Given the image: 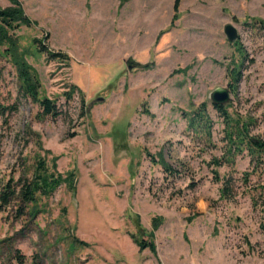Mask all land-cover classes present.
Returning a JSON list of instances; mask_svg holds the SVG:
<instances>
[{"label": "rangeland", "instance_id": "obj_1", "mask_svg": "<svg viewBox=\"0 0 264 264\" xmlns=\"http://www.w3.org/2000/svg\"><path fill=\"white\" fill-rule=\"evenodd\" d=\"M17 1L35 23L14 32L17 51L61 113L41 116L2 46L0 103L14 110L0 117V196L30 180L38 160L61 181L34 203L0 201V264L16 254L26 264H264V172L244 183L247 152L226 162L211 101L227 89L223 106L254 119L250 134L264 140V30L252 25L264 0ZM129 59L143 67L129 72ZM202 104L210 138L188 128ZM138 232L152 235L154 253L132 241Z\"/></svg>", "mask_w": 264, "mask_h": 264}, {"label": "trees", "instance_id": "obj_2", "mask_svg": "<svg viewBox=\"0 0 264 264\" xmlns=\"http://www.w3.org/2000/svg\"><path fill=\"white\" fill-rule=\"evenodd\" d=\"M9 1L12 4L11 7L5 9L0 8V48L5 46L2 53L9 58L12 66L15 68L20 83L19 88L23 95L38 105L42 117L56 119L61 112L55 102L48 98H40V84L33 74L31 67L25 61L23 55L17 51L18 49L13 39L14 32L21 26L29 27L35 23L25 15L20 3L17 0ZM174 11L175 14L173 22L177 19V1L174 5ZM252 25L253 27H259L264 30V20L255 19ZM36 44L37 51L39 53H45L52 58L62 57L61 54H52L48 52L43 42L36 41ZM241 63H236L233 65L232 69H229L231 77L229 87L231 88H234V85L238 81V71L241 67ZM71 90L72 92L76 91V86H72ZM77 92L80 93L79 90H77ZM66 95L71 97L70 94ZM213 108L222 119L224 126L223 139L225 141V152L223 157H225L226 162L232 163L237 156L243 154L244 152H247V155L250 157V163L253 165V169L251 172H245L243 174L242 180L246 183L251 175L258 173L260 168L264 172V140L255 138L250 134L251 127H254L256 121L252 118H248L246 120L240 118L235 119L228 112L227 107L222 105L213 104ZM13 110V106H5L0 103V117H5L6 114L11 113ZM186 119L188 128L192 129L195 133L201 132L204 136L210 138L213 122L207 113L205 104L200 105L198 109L186 116ZM214 163L219 166L221 165L222 160L217 159ZM162 166L166 174L170 176L175 174V171L167 163L164 162ZM60 181V175L54 174V172L49 173L45 167V163L42 160H38L36 170L32 174V178L30 180H20L19 190L7 189V191L0 196V201L3 206L8 205L13 197L20 199V201L25 204L34 203L37 195H50L56 186L60 184ZM229 185L228 181L224 182L223 187L221 188L223 197L229 193ZM8 187L9 186H7V188ZM158 221L160 220L157 218L152 220L153 229H157L159 225ZM144 235L147 236L148 240L143 239L145 238ZM144 235L138 232L135 236H131V239L139 247L140 251L149 248L154 253V244L150 239L152 235ZM13 259L14 264H26L23 256L20 254L13 256Z\"/></svg>", "mask_w": 264, "mask_h": 264}, {"label": "water", "instance_id": "obj_3", "mask_svg": "<svg viewBox=\"0 0 264 264\" xmlns=\"http://www.w3.org/2000/svg\"><path fill=\"white\" fill-rule=\"evenodd\" d=\"M234 23L238 22L237 18L233 19ZM223 33L226 37V39L228 40V42L230 43H234L238 40L239 34L237 29L235 28L234 25L232 24H226L223 28ZM143 65L132 60L129 59L126 62V68L127 70L130 72L134 69H139L142 68ZM229 100V91L227 89H223V88H217L215 89L212 93H211V101L214 105H225Z\"/></svg>", "mask_w": 264, "mask_h": 264}]
</instances>
